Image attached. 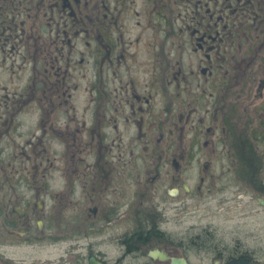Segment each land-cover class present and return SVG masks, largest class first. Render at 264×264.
Instances as JSON below:
<instances>
[{"label":"flooded vegetation","instance_id":"1","mask_svg":"<svg viewBox=\"0 0 264 264\" xmlns=\"http://www.w3.org/2000/svg\"><path fill=\"white\" fill-rule=\"evenodd\" d=\"M0 264H264V0H0Z\"/></svg>","mask_w":264,"mask_h":264}]
</instances>
